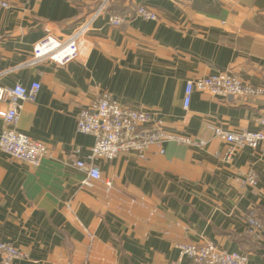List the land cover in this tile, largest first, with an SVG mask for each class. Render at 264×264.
Returning a JSON list of instances; mask_svg holds the SVG:
<instances>
[{
    "label": "crops",
    "instance_id": "obj_1",
    "mask_svg": "<svg viewBox=\"0 0 264 264\" xmlns=\"http://www.w3.org/2000/svg\"><path fill=\"white\" fill-rule=\"evenodd\" d=\"M5 1L0 90L40 84L14 128L48 149L37 168L0 152V242L28 255L19 264H171L178 244L202 242L264 264V144L239 148L227 162L226 144L208 129L257 130L264 116V0H111L95 18L91 0ZM139 5L156 20L136 17ZM114 14L131 17L113 27ZM87 21L74 61L30 63L39 40H65ZM220 72L263 94L225 100L193 92L183 109L186 82ZM102 92L204 145L168 143L163 154L150 147L144 160H99L100 180L81 187L85 173L74 162L86 160L93 138L76 132V117ZM6 107L0 98V114ZM251 171L255 186L243 183ZM251 210L262 224L257 237L247 233Z\"/></svg>",
    "mask_w": 264,
    "mask_h": 264
},
{
    "label": "built area",
    "instance_id": "obj_2",
    "mask_svg": "<svg viewBox=\"0 0 264 264\" xmlns=\"http://www.w3.org/2000/svg\"><path fill=\"white\" fill-rule=\"evenodd\" d=\"M75 2L76 0H66ZM98 3L92 18L104 12L111 0H91ZM9 8L5 0H0V9ZM135 16L145 21H155L156 15L144 5H139ZM131 16L111 15L109 24L119 27ZM88 21L79 26L65 40H58L47 35L32 48L31 64L50 61L57 65H65L74 61L78 55L77 39L88 27ZM40 84L33 82L28 86L16 84L12 88L0 90V98L7 101L6 109L0 116L4 122L0 130V152L33 168L40 166L47 156V147L27 135L17 131L14 127L19 118L24 102L36 100L40 91ZM193 92L207 94L211 97L225 100L237 97H257L263 94L259 87L245 82L242 78L230 72H220L213 75L196 78L186 82L184 87L182 107L187 109ZM257 130L241 129L226 131L218 125L210 124L208 129L213 136L227 146L225 160L232 159L237 149H255L264 144V116L257 121ZM75 130L78 134L93 138V145L89 149L86 160L75 161L74 165L85 173L80 185L92 188L95 181L100 180L99 160L110 162L119 155L133 153L140 159H146L150 147H158L160 154L164 153V146L174 143L186 146L204 145L191 136L172 132L165 128L164 123L154 113L144 109H132L122 106L109 93L102 92L89 105L80 107L76 117ZM243 183L255 186L256 174L249 172ZM106 190H110L111 182H104ZM247 233L257 237L262 230L261 221L254 211L246 216ZM177 257L171 264H183L188 260L190 264H248V256L241 252H227L217 248L212 242L178 244ZM28 255L10 243L0 242V264H19L28 260ZM149 264V263H141Z\"/></svg>",
    "mask_w": 264,
    "mask_h": 264
}]
</instances>
